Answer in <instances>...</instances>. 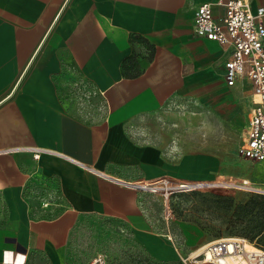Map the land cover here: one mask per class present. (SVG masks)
Wrapping results in <instances>:
<instances>
[{
	"label": "crops",
	"instance_id": "crops-1",
	"mask_svg": "<svg viewBox=\"0 0 264 264\" xmlns=\"http://www.w3.org/2000/svg\"><path fill=\"white\" fill-rule=\"evenodd\" d=\"M218 1L0 0V264H71L74 232L90 220L119 224L157 261L174 259L136 185L182 179L167 157L173 140L181 165L217 164L196 151L199 115L169 105L225 102L244 82L226 83L232 47L195 35L203 3L224 17ZM75 83L99 103L81 107Z\"/></svg>",
	"mask_w": 264,
	"mask_h": 264
},
{
	"label": "rangeland",
	"instance_id": "rangeland-1",
	"mask_svg": "<svg viewBox=\"0 0 264 264\" xmlns=\"http://www.w3.org/2000/svg\"><path fill=\"white\" fill-rule=\"evenodd\" d=\"M243 81L238 87L230 89L231 95L225 102L217 99L215 102L204 100L195 103L177 100L169 105L170 110L199 115L200 126L194 135L196 141L194 143L199 147L196 151L213 154L217 163L209 170L210 164L202 158L184 157L181 165L179 155L182 152L178 154L175 151L173 140L166 152L169 161L176 165V171L182 173L180 180L205 182L210 185L194 191L173 194L168 204L161 194L142 191V204L144 203L150 212L154 232L162 235L170 243L174 259L157 261L139 247L119 224L90 220L80 225L74 232L70 247L71 264H88L98 253L106 255L110 263L116 264H201L195 263L193 258L202 246L222 239L241 238L231 236L225 224L236 207L227 210L224 208L225 205L218 204L216 197L207 204L202 203L198 194L210 192L227 195L232 197L235 203L246 200L250 194L264 195V163L248 161L237 154L247 118L253 107L250 84L245 78ZM82 90L87 95L93 93L91 87L83 86ZM94 102L99 103L98 96L94 97ZM185 224L199 227L202 238L186 233L182 227ZM167 234H170L175 244L168 240ZM247 244L250 245L249 249L252 246L264 249L263 243L259 241L251 243L247 240ZM175 246L179 247V250H176ZM187 258L184 263L182 259ZM34 262L43 264L39 260Z\"/></svg>",
	"mask_w": 264,
	"mask_h": 264
},
{
	"label": "built area",
	"instance_id": "built-area-1",
	"mask_svg": "<svg viewBox=\"0 0 264 264\" xmlns=\"http://www.w3.org/2000/svg\"><path fill=\"white\" fill-rule=\"evenodd\" d=\"M214 4L203 3L197 8L194 15L195 35L233 48L232 58L225 65L226 83L233 87L239 78L245 77L253 89V108L237 154L245 160L264 163V9L260 8L254 13L244 0H219L216 4L225 7V15L216 21L212 14ZM73 87L72 96L77 103L81 107L91 108L93 93L85 94L79 83H75ZM38 156L36 153L35 157ZM208 185L210 184L205 182L161 177L138 183L136 186L141 192L161 194L168 204L173 194L194 191ZM49 202L51 198L43 205L47 206ZM166 236L174 243L170 234ZM247 245V240L242 238L210 242L206 244L203 253L193 259L195 263L201 264H264V249L253 246L249 249ZM175 247L179 250V247ZM182 260L185 263L188 258ZM88 264L116 263H110L106 255L98 253Z\"/></svg>",
	"mask_w": 264,
	"mask_h": 264
},
{
	"label": "trees",
	"instance_id": "trees-1",
	"mask_svg": "<svg viewBox=\"0 0 264 264\" xmlns=\"http://www.w3.org/2000/svg\"><path fill=\"white\" fill-rule=\"evenodd\" d=\"M202 203H208L214 197L218 204L229 210L235 206L232 216L226 221V230L231 236L241 237L251 243L259 241L264 245V195L250 194L246 200L235 203L232 197L222 194L199 193Z\"/></svg>",
	"mask_w": 264,
	"mask_h": 264
},
{
	"label": "bare ground",
	"instance_id": "bare-ground-1",
	"mask_svg": "<svg viewBox=\"0 0 264 264\" xmlns=\"http://www.w3.org/2000/svg\"><path fill=\"white\" fill-rule=\"evenodd\" d=\"M223 177V176H222ZM200 181V180H199ZM246 181V180H245ZM228 182V181H227ZM231 182V181H230ZM219 184V183H218ZM239 184V183H238ZM248 184V183H247ZM224 186V185H223ZM245 186V185H244ZM169 203V202H168ZM205 246L206 245H204V246H202L201 248H199L197 251H196V253H198L196 256H198V255H200L201 253H203V251H204V249H205ZM250 246L249 245H247V248H249Z\"/></svg>",
	"mask_w": 264,
	"mask_h": 264
}]
</instances>
